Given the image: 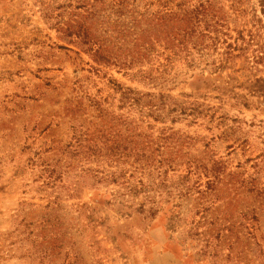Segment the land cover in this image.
I'll list each match as a JSON object with an SVG mask.
<instances>
[{
  "label": "rangeland",
  "instance_id": "1",
  "mask_svg": "<svg viewBox=\"0 0 264 264\" xmlns=\"http://www.w3.org/2000/svg\"><path fill=\"white\" fill-rule=\"evenodd\" d=\"M208 1L224 68L128 55L166 0H0V264H264V14Z\"/></svg>",
  "mask_w": 264,
  "mask_h": 264
},
{
  "label": "trees",
  "instance_id": "2",
  "mask_svg": "<svg viewBox=\"0 0 264 264\" xmlns=\"http://www.w3.org/2000/svg\"><path fill=\"white\" fill-rule=\"evenodd\" d=\"M170 1L171 0H166L165 3L160 4L162 10L159 12L158 16H154L150 19L148 22L150 25L149 28L145 29L143 33L135 39L136 43L133 44V47H130V40H128V55L135 57L137 49L139 55H145V52H151L154 48L153 46L157 43L164 45L165 48L170 50L174 49L175 53L186 51L188 54H190L193 48L199 47L198 50H205L208 49L210 45H215V48L218 49L220 45H225V51L222 53L223 56L221 57V63L218 65V68H224L241 56L246 50L247 44H249V46L254 44L259 46V43L256 41V35H254L253 31H251L250 40L246 39L243 31H238L239 37L242 38V42H230L229 39L233 37V34L228 28L224 29V18H222L217 10H215L211 1H202L194 8L184 6L180 12H173L171 11V8H168L167 5ZM258 3L264 14V0H258ZM178 5L183 6L182 3H179ZM171 23H173V25L183 26L184 28H179L181 29L180 32L183 31V34L177 35L165 32L166 30L164 28L171 25ZM89 32L90 27H86L81 38L90 41ZM139 40L144 41V43H139ZM190 42H192L194 46L190 47ZM101 49L102 46L95 51V57L101 54ZM262 49L263 47L260 46L256 50L261 52L260 55H256L257 60H262V58H264V51H261ZM142 50L145 52L141 53ZM109 51L110 50H108V52ZM236 51L242 53L236 54ZM257 82H261L258 91L264 95V78L258 79Z\"/></svg>",
  "mask_w": 264,
  "mask_h": 264
}]
</instances>
